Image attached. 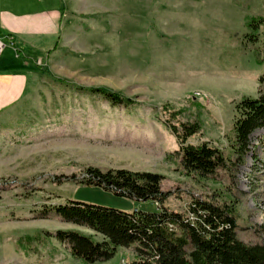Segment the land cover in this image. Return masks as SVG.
<instances>
[{
  "label": "rangeland",
  "instance_id": "obj_1",
  "mask_svg": "<svg viewBox=\"0 0 264 264\" xmlns=\"http://www.w3.org/2000/svg\"><path fill=\"white\" fill-rule=\"evenodd\" d=\"M77 1L94 14L74 21L73 36L65 32L47 51L29 90L0 109V264H85L55 233L103 237L62 220L60 204L160 210L85 184L89 167L162 175L171 210L187 212L195 198L230 204L238 238L264 243V126L244 155L233 146L237 104L264 97V26L257 42L245 37L248 18L264 17V0ZM93 88L134 104L114 105ZM170 109L180 112L178 123H199L189 141L221 149L227 168L208 178L186 172L164 124ZM135 254L120 246L93 264H124Z\"/></svg>",
  "mask_w": 264,
  "mask_h": 264
},
{
  "label": "trees",
  "instance_id": "obj_2",
  "mask_svg": "<svg viewBox=\"0 0 264 264\" xmlns=\"http://www.w3.org/2000/svg\"><path fill=\"white\" fill-rule=\"evenodd\" d=\"M264 17H249L246 33L249 42L258 41ZM255 36H254V35ZM99 92L110 103L129 107L133 100L107 89ZM238 117L233 126L234 150L248 152L250 137L264 126V97H244L237 104ZM179 111L170 109L164 124L176 137L174 153L189 174L208 178L229 165V157L209 142L194 144L189 139L201 130L197 122H179ZM163 176L153 172L89 167L87 185H98L116 195L136 200H152L160 205L156 212L123 211L97 204L69 201L56 211L66 222L86 226L102 240L78 230H59L55 236L85 264L112 258L120 246L134 247L136 254L124 264H264V243H246L238 238L235 209L227 203L195 198L187 212L171 210L165 201L172 194L162 188Z\"/></svg>",
  "mask_w": 264,
  "mask_h": 264
},
{
  "label": "crops",
  "instance_id": "obj_3",
  "mask_svg": "<svg viewBox=\"0 0 264 264\" xmlns=\"http://www.w3.org/2000/svg\"><path fill=\"white\" fill-rule=\"evenodd\" d=\"M93 11L77 0H0V109L21 99L42 70L47 51L65 32L73 36L74 21ZM69 16V28L63 31L60 23Z\"/></svg>",
  "mask_w": 264,
  "mask_h": 264
},
{
  "label": "built area",
  "instance_id": "obj_4",
  "mask_svg": "<svg viewBox=\"0 0 264 264\" xmlns=\"http://www.w3.org/2000/svg\"><path fill=\"white\" fill-rule=\"evenodd\" d=\"M4 47V43L0 40V50H2Z\"/></svg>",
  "mask_w": 264,
  "mask_h": 264
}]
</instances>
